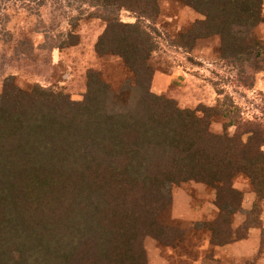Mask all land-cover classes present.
Masks as SVG:
<instances>
[{"label":"trees","instance_id":"1","mask_svg":"<svg viewBox=\"0 0 264 264\" xmlns=\"http://www.w3.org/2000/svg\"><path fill=\"white\" fill-rule=\"evenodd\" d=\"M106 26L95 49L121 58L133 77L123 91L97 69L81 100L66 91L6 79L0 94V264H149L145 239L176 246L185 231L165 223L171 184L216 189L219 212L206 226L226 245L264 229V124L246 120L227 100L182 108L152 91L160 0H90ZM205 16L182 40L218 35L222 58L244 86L264 70V0H177ZM130 11L134 22L120 14ZM251 28L241 35L236 28ZM68 33L60 46L74 45ZM128 86V87H127ZM128 88V89H127ZM222 92H220L221 94ZM229 118L223 131L213 121ZM234 128L231 132L230 129ZM247 178L255 200L236 228ZM264 247V236L261 248Z\"/></svg>","mask_w":264,"mask_h":264},{"label":"rangeland","instance_id":"2","mask_svg":"<svg viewBox=\"0 0 264 264\" xmlns=\"http://www.w3.org/2000/svg\"><path fill=\"white\" fill-rule=\"evenodd\" d=\"M160 7L155 22L159 48L151 59L152 91L176 99L182 108L215 105L225 99L246 120L264 124V70L255 72L252 87L244 86L237 66L222 58L218 35L198 38L193 47L184 43L189 40L188 36L182 39L184 34L202 28L203 14L177 0H160ZM120 17L136 20L127 10ZM105 26L103 10L90 0H0V94L5 80L12 78L22 88L37 83L62 89L81 100L87 88V72L92 68L100 70L118 93L123 91L125 84L134 83L123 60L110 54L99 56L95 49ZM236 31L248 35L251 28ZM68 33L79 41L61 47ZM254 33L264 39V22ZM227 121L229 118H216L212 129L223 131ZM235 186L244 193L243 211L234 217L236 228L251 210L255 193L244 176L236 178ZM168 189L172 205L163 221L185 233L176 246L146 237L149 264H264V247L259 251L262 228H252L246 238L223 247L211 243L205 224L219 212L214 187L188 181L171 184Z\"/></svg>","mask_w":264,"mask_h":264},{"label":"crops","instance_id":"3","mask_svg":"<svg viewBox=\"0 0 264 264\" xmlns=\"http://www.w3.org/2000/svg\"><path fill=\"white\" fill-rule=\"evenodd\" d=\"M233 243V242H232ZM230 244V243H229ZM229 244H226V245H229ZM223 246H225V245H222V246H218V247H223Z\"/></svg>","mask_w":264,"mask_h":264}]
</instances>
